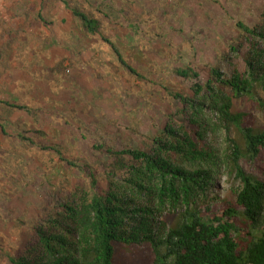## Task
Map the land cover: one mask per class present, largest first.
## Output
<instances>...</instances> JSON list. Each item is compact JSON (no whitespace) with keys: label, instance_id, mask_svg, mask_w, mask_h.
Returning a JSON list of instances; mask_svg holds the SVG:
<instances>
[{"label":"rangeland","instance_id":"rangeland-1","mask_svg":"<svg viewBox=\"0 0 264 264\" xmlns=\"http://www.w3.org/2000/svg\"><path fill=\"white\" fill-rule=\"evenodd\" d=\"M90 1L106 7L104 36L144 81L123 70L100 37L84 36L63 5L50 10L41 8L40 0H0V45H10L7 62L0 61V100L39 109L32 118L0 106L5 132L0 130V244L10 255L22 250L28 228L43 208H52L55 199L85 184L55 154L17 135L27 132L34 142L57 146L65 157L94 166L101 159L91 146L103 140L115 149L146 150V143L176 112L177 102L162 86L189 94L191 83L174 71L188 67L198 73L201 84L207 67L227 76L236 69L244 72L243 56L252 40L246 41L237 24L260 26L264 13V0ZM119 11L145 23L132 34ZM37 12L52 24L36 22ZM25 13H30L28 18ZM64 59L74 61L75 67L64 61L65 73L50 71ZM234 109L249 113L252 127H264V106L241 98ZM35 131L45 137L32 135ZM240 164L246 173L257 174L252 162ZM213 184L202 202L214 212L223 201H234L238 183L221 174ZM178 212L167 210L161 220L169 226ZM118 251L114 264H153L146 244ZM0 264H10L2 253Z\"/></svg>","mask_w":264,"mask_h":264},{"label":"trees","instance_id":"trees-1","mask_svg":"<svg viewBox=\"0 0 264 264\" xmlns=\"http://www.w3.org/2000/svg\"><path fill=\"white\" fill-rule=\"evenodd\" d=\"M56 4L63 5L84 36L100 37L109 45L123 70L145 80L104 36L107 14L102 3L95 7L90 0H40L41 8L51 10ZM120 14L132 34L145 23L131 12ZM24 15L28 18L30 13ZM34 16L46 27L52 24L40 12ZM262 19L252 28L237 24L246 41L252 40L243 56L244 72L236 69L227 76L217 67H207L201 84L198 73L188 67L174 71L191 83L189 94L162 86L177 108L146 143V150L115 149L103 140L91 146L101 159L94 166L65 157L57 146L34 142L27 132L17 135L20 141L55 154L80 173L85 184L55 199L52 208L42 209L17 255L0 244L7 261L114 264L119 247L146 244L153 264H264V127H252L250 114L234 109L241 98L264 106L260 98V94L264 97V13ZM9 46L0 45V61L7 62ZM64 61L75 67L74 61L64 59L50 71L65 73ZM0 106L32 118L39 112L7 100H0ZM0 130L5 135L2 124ZM31 133L45 137L40 131ZM241 161L255 164L257 174L246 173ZM221 174L238 187L234 201H223L213 212L202 200ZM167 210L180 211L169 226L161 220Z\"/></svg>","mask_w":264,"mask_h":264}]
</instances>
